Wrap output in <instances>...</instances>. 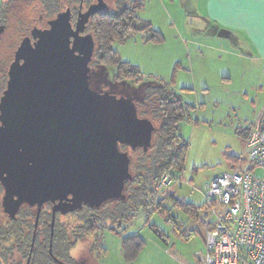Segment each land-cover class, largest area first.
Wrapping results in <instances>:
<instances>
[{"label":"rangeland","instance_id":"obj_1","mask_svg":"<svg viewBox=\"0 0 264 264\" xmlns=\"http://www.w3.org/2000/svg\"><path fill=\"white\" fill-rule=\"evenodd\" d=\"M139 1L143 8L136 11L137 16L150 23L162 41L146 43L141 35H136L124 43H114L113 48L121 61L137 67L142 74L137 83L118 79L116 67L100 66L94 56L93 88L100 89L102 84V89L108 88L119 96L133 98L139 115L153 121L156 128L161 126L156 116L159 104L151 89L166 85L169 92L178 95L190 107L187 119L179 125L177 133L188 144L184 172L176 178L173 171V182L163 190H159V184L154 187L155 196L149 194V200L154 204L148 210L135 211L125 223L119 217L114 221L102 220L93 236L78 232L81 225L78 214L59 216L57 223L61 224V229L72 235L68 252L55 250L59 258L55 257L65 264H201V257L207 255V234L216 227L211 207L205 203L206 188L234 168L248 169L239 161L245 156L247 137L254 130L260 114L264 90L262 93L250 90L259 83L242 76L241 71L246 65L234 53L246 50L231 45L232 34L225 33L221 40L212 38L214 33L207 30L208 22L203 15L187 13L186 0ZM7 2L9 9L5 13L0 9V103L8 90L9 71L18 47L29 38L33 27L38 25L43 30L48 21L56 19L51 18L55 13H43V0ZM121 6L126 8L124 4ZM92 33L96 41L95 33ZM222 34L218 36L222 37ZM139 150L129 152L134 179L146 177L142 164L150 166L149 161H142L145 156ZM153 155L154 152L150 151L147 157ZM253 175L261 178L264 173L255 169ZM1 191L0 233L8 234L15 219L4 212ZM158 202H162L163 209H157ZM212 204L214 209L217 204ZM186 206L193 207L196 214L186 212ZM114 211L116 204H111L100 214ZM20 213L27 214L26 224L20 221L25 234H34L38 209L26 205ZM22 214L18 213L16 219ZM218 216H222V208ZM44 229L43 225L38 228L40 242L32 236L31 244L45 243ZM48 229L51 232L52 227ZM130 236L140 237L144 245L133 263L125 262L121 250L122 239ZM29 257L26 250L13 249L10 243L0 240V264H27ZM49 257L52 259L50 253ZM34 264L41 262L37 260Z\"/></svg>","mask_w":264,"mask_h":264},{"label":"water","instance_id":"obj_2","mask_svg":"<svg viewBox=\"0 0 264 264\" xmlns=\"http://www.w3.org/2000/svg\"><path fill=\"white\" fill-rule=\"evenodd\" d=\"M94 14L86 13L77 30L69 12L59 14L48 30L33 29L16 51L1 99L4 212L16 219L22 205L37 206L34 237L49 201L73 196L71 204L54 209L52 237L56 211L126 200L127 183L134 179L132 157L120 146L148 152L153 145L157 128L139 117L133 98L91 86L95 40L80 33ZM49 253L65 264L53 255L52 240Z\"/></svg>","mask_w":264,"mask_h":264},{"label":"trees","instance_id":"obj_3","mask_svg":"<svg viewBox=\"0 0 264 264\" xmlns=\"http://www.w3.org/2000/svg\"><path fill=\"white\" fill-rule=\"evenodd\" d=\"M142 8L143 6L140 1L134 0L128 7L119 8L115 13H104L99 15L90 24L91 31L95 33L97 41L95 56L100 66H114L117 69L116 77L118 79H127L135 83L142 77V74L137 67L132 66L128 62L123 63L119 53L114 50L113 45L115 42L124 43L136 35H141L143 41L146 43H160L162 41L159 34L153 31L151 24L142 21L137 16L136 11ZM152 91L153 96L158 97L157 102L159 107L156 108V116L160 119L161 126L157 128L155 132L153 145L149 151H141L145 156L142 161L145 163L147 161L150 162V166L148 167L142 164V169L146 172V177L140 176L127 183L126 200L110 202L104 206L116 204V211H114V213L109 212L101 215L100 212L104 207L99 210L80 212V222L83 226L80 225L78 228L80 231L78 230V232L83 234V236H93L98 228H100L102 220L114 221L115 217H119L121 221L125 223L133 216L135 211L140 209L148 210L154 204L153 201L149 200V194L155 196L154 187L159 184L161 178L170 171H175L177 175L180 172H184L183 165L188 151V144L183 139L179 138L177 133L179 131V125L187 119L190 107L185 105L178 95L169 92L166 85L152 88L151 92ZM150 151H153L154 155L147 157ZM136 180L140 181L135 182ZM134 182L137 183V185H134ZM175 202H177V200ZM161 203L162 202H158L157 204L159 206L157 209L159 210L163 209ZM194 210L195 209L191 206H186L185 208L186 212L193 213ZM21 214L22 213H20V215ZM16 220L12 223V227H10L8 234L0 233V240H3L4 243H10L13 249L18 248L20 251L26 250L27 258L32 250V264L37 260H39L41 264H56L55 261L49 257L51 240L54 256L59 258L55 252L56 249H60L63 252H68L70 250V237L72 235L68 234L66 230L61 229V224H55L54 236L51 239V232L48 229L49 223L51 222L50 217H46L45 219L41 217L40 220L41 225L45 227L43 230L45 243H35L33 248L31 246L33 233L29 232L25 234V229L22 226L23 224H20L21 220L26 224L27 221L25 220H27V214H22V216ZM77 236L79 237V235ZM38 238L37 235L36 242H40ZM121 246L125 262L133 263L144 245L140 237L130 236L122 239Z\"/></svg>","mask_w":264,"mask_h":264},{"label":"built area","instance_id":"obj_4","mask_svg":"<svg viewBox=\"0 0 264 264\" xmlns=\"http://www.w3.org/2000/svg\"><path fill=\"white\" fill-rule=\"evenodd\" d=\"M239 162L248 169L234 168L206 188L205 202L211 207L216 227L207 234L208 250L201 264H264V175H253L255 169L264 173V108ZM172 177L173 171L166 173L159 190L168 187ZM212 203L217 204L214 209Z\"/></svg>","mask_w":264,"mask_h":264},{"label":"crops","instance_id":"obj_5","mask_svg":"<svg viewBox=\"0 0 264 264\" xmlns=\"http://www.w3.org/2000/svg\"><path fill=\"white\" fill-rule=\"evenodd\" d=\"M0 3V9L5 13L10 5L7 0H0ZM186 3L187 13L202 14L207 20V30L214 33L212 38L221 40L225 33L232 34V39L229 40L231 45L234 47L235 44L246 50L243 53L235 51L234 55L246 65L241 71L242 76L249 81L259 83L257 84L259 86H253L250 90L262 93L264 90V28L261 26L259 12L225 6L222 0H186ZM219 34H222V37L218 36ZM224 51L228 52L226 49ZM263 108L264 102L261 104V111Z\"/></svg>","mask_w":264,"mask_h":264},{"label":"flooded vegetation","instance_id":"obj_6","mask_svg":"<svg viewBox=\"0 0 264 264\" xmlns=\"http://www.w3.org/2000/svg\"><path fill=\"white\" fill-rule=\"evenodd\" d=\"M132 1H134V0H43L42 3H43V6L45 7L44 10H43V13H55V16L51 17L52 19L55 18V17L57 18V16L59 14H61V13L69 12L71 14L70 15V21H71V25H72L73 30H77V23L81 22L83 20V18H84L86 13H96V14H94L93 16H91L89 18L88 23L85 25L84 32L80 33L81 37H86L89 34L92 35L90 24L99 15H102L104 13H115V12L118 11L119 8H122V6H121L122 4H124L126 7H128V5ZM49 23H50V21H48V23L43 28V30H46L48 28V26H49L48 24ZM34 28H38L39 29L38 25L33 27V29ZM29 37H32L31 34L29 35ZM32 42L33 43L35 42V40L33 38H32ZM94 56H95V52H94ZM93 61H94V57H93ZM90 68H91V77H92V73H93V70H94V67L92 66V64L90 65ZM90 82H91V86L93 88L94 87L93 86L94 85V81L91 80ZM102 87H104V86H102V84H101L100 89H97V88H93V89H95V90H97L99 92L109 91L108 88L102 89ZM139 117L143 118L140 115H139ZM120 149H121L122 152H128L129 153L130 151H132V149L130 147L125 146V145H121ZM138 150L132 151V152H137ZM139 151H142V150L140 149ZM0 189L2 190L1 192H2V195H3L2 196V205H3V199H4V196H5V189L3 188V185L1 184V181H0ZM72 199H73V196L70 195L67 198L63 199L62 201L55 200V201H49V202L45 203L43 205L41 213H40V217H39L40 220H41V217L44 218V219L46 217L47 218L50 217V221H51V219L53 217L54 209H56L58 207H61V206H66V205L71 204V200ZM26 205L27 204H24V205L21 206V208H20V210L18 212L19 214H20V212L23 210V208ZM28 207L30 208V206H28ZM103 207H101V208H103ZM32 208H36L37 209V206L32 207ZM94 210H99V209H93V208L88 207L87 205H83L82 209L76 210L74 212H69L67 214H61L59 211H56V213H55V222L56 223L59 222V216L68 217V216H71V215H77V214L79 215L80 212H82V211H88L89 212V211H94ZM40 220H39V223H38V228L41 226ZM49 225H50V223H49ZM54 226H55V224H54ZM38 228H37V232H36V236L35 237H37V235L39 233L38 232ZM32 245L34 246V244H32ZM31 254H32V252H30L29 255H31ZM30 264H31V260H30ZM66 264H69V263L66 262Z\"/></svg>","mask_w":264,"mask_h":264},{"label":"snow or ice","instance_id":"obj_7","mask_svg":"<svg viewBox=\"0 0 264 264\" xmlns=\"http://www.w3.org/2000/svg\"><path fill=\"white\" fill-rule=\"evenodd\" d=\"M225 6L246 11H258L261 18V26L264 28V0H222Z\"/></svg>","mask_w":264,"mask_h":264},{"label":"bare ground","instance_id":"obj_8","mask_svg":"<svg viewBox=\"0 0 264 264\" xmlns=\"http://www.w3.org/2000/svg\"><path fill=\"white\" fill-rule=\"evenodd\" d=\"M32 44H33V42H32ZM22 63H23V61H22ZM143 118H144V117H143ZM145 118H146V117H145ZM49 227H52V225L50 224Z\"/></svg>","mask_w":264,"mask_h":264}]
</instances>
